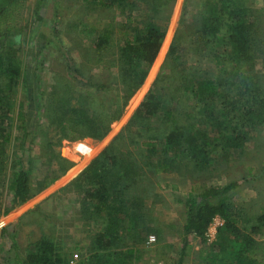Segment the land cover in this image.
Wrapping results in <instances>:
<instances>
[{"label": "rangeland", "instance_id": "1", "mask_svg": "<svg viewBox=\"0 0 264 264\" xmlns=\"http://www.w3.org/2000/svg\"><path fill=\"white\" fill-rule=\"evenodd\" d=\"M150 2L13 0L0 8V45L15 50L22 69L15 93L10 95L13 113L3 120L11 137L6 149L8 170L0 177L2 211L11 205L8 184L14 164L22 161L37 191L32 199L1 216L0 264H16L18 258L26 260L29 252L44 241L55 245L66 264H179L185 200L190 193L237 183L234 201L245 215L256 218L263 212L264 123L251 128L243 140V150L215 152L214 164L198 171L185 155L165 147L166 128L169 130L165 113H149L115 145V159L109 161H114L115 166L105 165L87 174L82 182L80 175L73 176L122 132L159 76L157 94L161 104L166 102L164 109L168 110H175L177 105L183 118L184 112L192 110L194 101L181 96V79L188 81L196 73L211 79L223 75L219 63L196 53L206 0H174L171 6L162 7L161 15L154 13ZM252 11L257 24L252 50L264 86V8ZM150 19L166 29L165 41L147 78L127 101L121 118L111 124L110 132L101 140L63 138L52 110L57 96L66 95V83L73 87L79 80L104 83L108 90L98 95L97 103L107 98L110 102L120 101L129 83L119 68L120 50ZM102 33L108 34L109 45L97 49L96 40ZM174 44L179 46L178 58L169 56ZM211 50L203 46L202 51ZM221 52L219 48L218 55ZM114 61L118 65L111 67ZM232 67L227 65V69ZM168 93L177 98L176 103L168 104ZM229 101L234 103L235 97ZM227 105L219 102L205 106L215 110L217 116L224 115L226 128L229 121L239 118L238 111L232 110L233 116L229 115ZM20 109L25 121L17 119ZM181 118L179 122L184 124ZM24 127L29 136L22 148ZM150 140L157 144L151 151L141 146ZM168 159L171 170L155 174L153 166ZM82 162L81 167L71 171ZM132 165L139 167L135 171L141 177ZM48 172L58 174V178L43 187L41 181ZM97 178L106 183L105 191ZM127 185L129 189H125ZM220 219L213 220L203 238L190 235L192 250L181 264H205L196 258V246L216 241L223 226ZM129 249L135 251L131 258L126 255Z\"/></svg>", "mask_w": 264, "mask_h": 264}, {"label": "trees", "instance_id": "2", "mask_svg": "<svg viewBox=\"0 0 264 264\" xmlns=\"http://www.w3.org/2000/svg\"><path fill=\"white\" fill-rule=\"evenodd\" d=\"M12 1L0 0V8ZM173 1L151 0L150 4L155 9L154 13L161 15L162 7L171 6ZM250 1L206 0L205 9L201 14V27L197 32L196 45H198V51L196 53L198 57L208 56L210 59L212 58L214 64L218 65L219 63L218 66L223 71V75L217 79H211L196 73L192 74V78L188 81L185 80L184 82L181 79L180 89L181 94H183L181 96H188L194 101L192 110L184 112L183 118L177 112V105L175 110H168L164 109L166 102L163 101L161 104L160 96L157 94L160 91L161 77L159 76L128 125L104 152L80 174L78 177L80 182L87 174L95 170L98 172L105 165L111 166L110 163L114 164V161H109L115 159L112 155L115 145L129 129L135 126L136 122H139V119L144 118L149 113H165L164 121L169 128V130L166 128L165 147L169 150H176L181 156L182 154L185 155L187 160L193 162L198 171L210 168L214 164L215 152L237 151L246 147L243 140L246 139L251 128H256L264 123V86H262L252 50L257 24L255 17H253L252 8L248 7ZM154 21L147 20L143 27L137 28L132 41L126 43L120 50L119 62L121 65L119 68L129 82L128 88L126 86L125 92L120 95V101L112 100L110 102L107 98L105 101L97 103L98 95L105 93L103 90H108L104 83L79 80L75 87L66 83L64 88L66 95L61 96V98L59 95L57 96L58 100L54 103L52 110L53 116L60 123L59 127L63 138L82 139L88 137L101 140L108 135L111 124L121 118L127 101L143 84L163 47L166 29ZM109 39L108 34L102 33L96 40V48H106L109 45ZM203 46H210L212 50L204 52L202 51ZM219 48L222 49L221 55H218ZM178 51V44L172 45L169 56L175 55L178 58ZM228 64H233L234 67L227 69ZM116 65H118L117 61L110 64L111 67ZM21 75L22 69L15 50L1 44L0 177L8 170L6 149L11 137L3 120L9 118L13 113V108L9 106L10 95L15 93ZM168 79L170 80V77ZM55 92L60 94L57 88ZM166 96L169 98L168 104L174 101L176 103L177 98L175 96L169 93ZM231 96L235 97L234 103L229 101ZM73 101L76 102L75 105L72 104ZM219 102L228 103L229 115L233 116L232 112L238 111L236 115L239 118L234 122L229 121L227 128V119L224 115L219 114L217 116L215 110L209 108V111L205 107ZM196 103H199V106H196ZM180 118L185 121L184 124H180L179 121H182ZM17 119L26 120L22 109L19 110ZM23 130L22 148L25 147L29 136L28 129L24 127ZM240 131L241 134H239ZM152 141L154 140L141 143V146L150 151L154 150L157 144ZM219 146L221 149L218 148ZM19 164H14L8 184V190L12 196L11 205L5 206L6 208L2 211L4 206L0 204V218L7 215L15 207L32 199L37 192L31 183L29 170L24 167L22 161ZM136 166L132 165L134 172L141 177V174H138L137 170L135 171ZM171 167L170 160H164L161 164L153 166V172L162 174L171 170ZM137 168L139 169L138 166ZM57 178L58 174L48 172L42 178L43 187L50 185ZM97 180L105 191L106 183L101 182L98 178ZM237 187V183H231L226 186L207 188L200 194L190 193L188 199L185 200L186 216L179 264L191 253L190 235L196 234L203 238L216 217L223 220V226L219 228L215 242L205 243L207 248L202 253L201 258L205 264H264V246L259 240L264 232V212L256 218L245 215L244 210L234 201ZM129 188V185L125 186V189ZM102 253H105L104 249ZM134 253V250L129 249L126 255L131 258ZM129 260L131 261V259ZM16 264H66V260L53 243L44 241L37 244L29 252L26 260L16 259Z\"/></svg>", "mask_w": 264, "mask_h": 264}, {"label": "crops", "instance_id": "3", "mask_svg": "<svg viewBox=\"0 0 264 264\" xmlns=\"http://www.w3.org/2000/svg\"><path fill=\"white\" fill-rule=\"evenodd\" d=\"M263 6V7H262ZM248 7L249 8H252V9H260V7L261 8H264V0H251L250 2H248ZM106 149V148H105ZM104 149V150H105ZM104 150L102 151V152H104ZM101 152V153H102ZM81 153V152H80ZM88 153V152H87ZM86 153V154H87ZM100 153V154H101ZM89 154V153H88ZM99 154V155H100ZM83 155H84V153H83ZM98 155V156H99ZM85 157H82V160H85L84 159ZM98 157H96L95 155L92 157V158H90L88 161H86V163L84 164V166L83 167H81L82 166V164H83V162L82 163H80V165L78 164V165H76V167L74 166L72 169H71V171L73 170V169H76V168H78V167H81L80 169H79V171L75 174V175H73L74 177H77L78 175H80L94 160H96ZM70 171V172H71ZM262 211L264 212V208L262 209ZM221 220V219H220ZM260 242H262L263 243V246H264V232H263V234H262V238L260 237ZM206 246H201V248H200V246L199 245H197L196 246V258H198V259H200L201 260V258H202V253L206 250ZM202 262H204V260L202 259L201 260Z\"/></svg>", "mask_w": 264, "mask_h": 264}]
</instances>
